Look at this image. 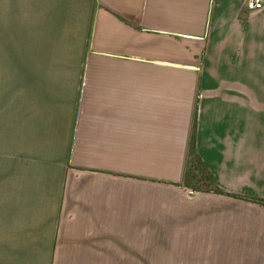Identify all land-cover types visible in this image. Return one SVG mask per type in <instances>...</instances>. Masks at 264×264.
<instances>
[{
    "label": "crops",
    "instance_id": "crops-1",
    "mask_svg": "<svg viewBox=\"0 0 264 264\" xmlns=\"http://www.w3.org/2000/svg\"><path fill=\"white\" fill-rule=\"evenodd\" d=\"M245 3L0 0V264H144L190 154L234 182L225 47L245 41L264 80V7ZM199 201L182 213L203 228Z\"/></svg>",
    "mask_w": 264,
    "mask_h": 264
},
{
    "label": "rangeland",
    "instance_id": "rangeland-1",
    "mask_svg": "<svg viewBox=\"0 0 264 264\" xmlns=\"http://www.w3.org/2000/svg\"><path fill=\"white\" fill-rule=\"evenodd\" d=\"M242 42L225 47L234 56V75L238 76L234 77V172H239L234 174V182L217 185L199 158L190 154L180 184L185 188H160V199L172 205L167 211L175 214L158 215L157 233L154 231L158 238L144 239V264H264V206L246 199L264 200V80L251 78ZM240 88L252 90V95ZM239 149L249 151L247 158L237 157ZM243 162L247 167H238ZM192 198L200 200L197 210L206 206L202 216L208 221L203 228L194 227L183 216ZM219 216H223L221 224L214 222Z\"/></svg>",
    "mask_w": 264,
    "mask_h": 264
},
{
    "label": "built area",
    "instance_id": "built-area-1",
    "mask_svg": "<svg viewBox=\"0 0 264 264\" xmlns=\"http://www.w3.org/2000/svg\"><path fill=\"white\" fill-rule=\"evenodd\" d=\"M246 9L249 11H258L264 7L263 0H246Z\"/></svg>",
    "mask_w": 264,
    "mask_h": 264
},
{
    "label": "trees",
    "instance_id": "trees-1",
    "mask_svg": "<svg viewBox=\"0 0 264 264\" xmlns=\"http://www.w3.org/2000/svg\"><path fill=\"white\" fill-rule=\"evenodd\" d=\"M197 163V162H196ZM200 162H198V164H199ZM193 165V164H192ZM210 190V189H209ZM211 191H213V188H212V190ZM215 191V190H214ZM216 192L218 193V190L216 189ZM234 197V196H233ZM247 200H253V201H255V202H258V203H262V205H264V200H261V199H252V198H246Z\"/></svg>",
    "mask_w": 264,
    "mask_h": 264
},
{
    "label": "water",
    "instance_id": "water-1",
    "mask_svg": "<svg viewBox=\"0 0 264 264\" xmlns=\"http://www.w3.org/2000/svg\"><path fill=\"white\" fill-rule=\"evenodd\" d=\"M185 37L190 38V39H196V38H194V37H190V36H189V37H188V36H185Z\"/></svg>",
    "mask_w": 264,
    "mask_h": 264
},
{
    "label": "flooded vegetation",
    "instance_id": "flooded-vegetation-1",
    "mask_svg": "<svg viewBox=\"0 0 264 264\" xmlns=\"http://www.w3.org/2000/svg\"><path fill=\"white\" fill-rule=\"evenodd\" d=\"M264 206V205H263Z\"/></svg>",
    "mask_w": 264,
    "mask_h": 264
}]
</instances>
